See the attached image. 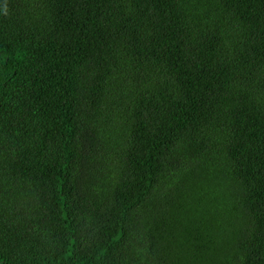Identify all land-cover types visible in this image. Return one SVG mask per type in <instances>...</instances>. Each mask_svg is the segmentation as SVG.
<instances>
[{"label": "trees", "instance_id": "1", "mask_svg": "<svg viewBox=\"0 0 264 264\" xmlns=\"http://www.w3.org/2000/svg\"><path fill=\"white\" fill-rule=\"evenodd\" d=\"M0 264H264V0H0Z\"/></svg>", "mask_w": 264, "mask_h": 264}]
</instances>
